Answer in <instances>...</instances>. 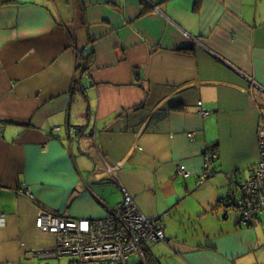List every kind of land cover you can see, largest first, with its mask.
<instances>
[{"label":"crops","instance_id":"obj_1","mask_svg":"<svg viewBox=\"0 0 264 264\" xmlns=\"http://www.w3.org/2000/svg\"><path fill=\"white\" fill-rule=\"evenodd\" d=\"M261 123L264 0H0V264H71L40 257L41 212L98 219L124 190L164 228L150 264H264V215L226 206Z\"/></svg>","mask_w":264,"mask_h":264},{"label":"built area","instance_id":"obj_2","mask_svg":"<svg viewBox=\"0 0 264 264\" xmlns=\"http://www.w3.org/2000/svg\"><path fill=\"white\" fill-rule=\"evenodd\" d=\"M201 114L207 117L210 113L202 110ZM71 133L77 136L79 132L74 130ZM257 136L259 160L251 168L248 180L236 184L228 198L241 226H250L264 215V123H261ZM218 159L214 149L206 151L200 184L216 175L214 166ZM23 191L30 195L29 190ZM36 226L43 233L55 235L58 240L56 247L45 249L40 257L70 256L73 258L71 264H150L148 246L166 242L161 222L146 218L125 190L124 199L98 219H74L67 214L42 211Z\"/></svg>","mask_w":264,"mask_h":264},{"label":"trees","instance_id":"obj_3","mask_svg":"<svg viewBox=\"0 0 264 264\" xmlns=\"http://www.w3.org/2000/svg\"><path fill=\"white\" fill-rule=\"evenodd\" d=\"M146 8L148 9V6L144 5V9L142 13L145 14ZM83 18H84V14H83ZM93 55H94L93 51H90L87 55H83L82 58L80 59L81 61L77 65V68L82 70L81 72L83 73V75H85L88 72L90 66L92 65L94 60ZM142 106L143 104L137 106L136 109H140ZM226 206L228 209H231L228 203Z\"/></svg>","mask_w":264,"mask_h":264},{"label":"rangeland","instance_id":"obj_4","mask_svg":"<svg viewBox=\"0 0 264 264\" xmlns=\"http://www.w3.org/2000/svg\"><path fill=\"white\" fill-rule=\"evenodd\" d=\"M248 175H249V177H250V174H248ZM229 215H230V218H231L232 221L236 219V214H235V212L230 211V212H229ZM260 217H264V216H260ZM62 259H64L65 261H72V260H73V258L70 257V256H64V257H62Z\"/></svg>","mask_w":264,"mask_h":264},{"label":"water","instance_id":"obj_5","mask_svg":"<svg viewBox=\"0 0 264 264\" xmlns=\"http://www.w3.org/2000/svg\"><path fill=\"white\" fill-rule=\"evenodd\" d=\"M216 58L218 59V56H216ZM226 215H227V214H224V216H223L224 219H226Z\"/></svg>","mask_w":264,"mask_h":264}]
</instances>
